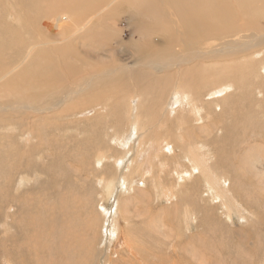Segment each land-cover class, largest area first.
Returning a JSON list of instances; mask_svg holds the SVG:
<instances>
[{"label": "rangeland", "instance_id": "374dc122", "mask_svg": "<svg viewBox=\"0 0 264 264\" xmlns=\"http://www.w3.org/2000/svg\"><path fill=\"white\" fill-rule=\"evenodd\" d=\"M4 1L0 0V34L20 31L19 35H24L21 37L25 41L44 39L46 33L52 36L57 28L59 31L54 35L61 41L70 33L71 21L82 23L108 3L111 6L98 17L93 16L90 27L77 39L71 38L65 41L66 43L63 42L64 44L60 43L66 48L70 47L66 50L67 57L65 56V63H68V66L60 68L62 76L80 63L89 68H93L90 67L93 64L95 68L94 70L86 67L87 71L82 73L85 79L84 85L86 82H92L89 90L83 91L75 99L76 102L74 100L64 102L65 105H61L58 109L60 112L56 113L62 115L51 120L55 123H64L60 129L59 126L54 130L55 126L46 125L48 115L40 117V123H33L26 118L30 113L21 105L19 98L1 100L0 104L9 107L0 108V143L7 152L29 157L38 167L33 173L13 171L10 181V171L6 172V167H0V171H5V175H8L0 176V183H3V180L11 182L10 188H0V264H264V72L262 73L264 45L239 50L240 53L235 50V47L245 44L243 41L241 44L237 43L239 40L237 37L245 39L248 43L254 36L261 34H255V30L252 29L245 31L246 28H241L233 33H227L229 36H235L230 41L222 40L224 36L219 35L207 37L208 40L205 42L212 43L209 45L211 50H215L219 42L223 43L218 46L221 53L215 54V57L198 59L195 53L199 52L188 54L182 50L179 58L177 56L173 58L170 67L156 65L147 68L143 63L152 58L154 51L164 46V34L178 35L171 23L174 10L170 11L168 6H165L167 8L165 12L162 8L163 0H89L87 2L67 0L68 3L63 0L64 5L62 0H44L40 4L44 10L46 7L51 8L50 11L58 8V12L67 11L69 16L71 13L70 20L62 18L64 21L61 19L58 24H55V18L50 17V14L47 16L43 9L41 14L37 12L36 7L33 8L34 6L29 8L25 0H17L18 4L14 0ZM37 2L38 0L35 1L36 4ZM46 3L49 4L45 6ZM8 4L11 6L9 7ZM13 4L23 10L24 17H17ZM62 6L63 8L65 6L66 10ZM62 12L60 14H63ZM38 14H41L39 20L36 17ZM26 17L34 19L31 20L32 26L26 22ZM248 20L250 19L239 18L238 22L243 23ZM261 24L264 26V20ZM38 27L40 30L43 27L41 30L43 32ZM52 27L54 30L51 32ZM178 37L187 40L185 34H179ZM152 41L153 44H150ZM143 44L148 45L144 47ZM232 44L234 46L231 49ZM177 48L181 49L180 46ZM70 50L73 57L69 53ZM78 53L85 58L82 62L76 59ZM201 54L200 52V56L203 57L204 54ZM191 55L193 57L191 64L183 61L178 65L183 58H191ZM2 57L6 60L5 56ZM253 61L255 66L247 64ZM231 62L232 68L229 66ZM213 65L217 66V70ZM256 65L262 77L247 76L246 73L251 72ZM194 66L207 70L212 66L215 69L210 68L212 73L214 71L213 75H210L213 81L207 78H204V81L196 73L197 71L189 75L188 71ZM6 67L7 69L3 72L0 70V73H17L15 66L6 65ZM145 68L149 70V82L136 81V77L140 76ZM95 74L96 77L92 78L91 76ZM224 74L231 76V78L228 76L230 80L226 78L227 76L224 78ZM114 77L122 79L109 80ZM77 78L75 74L72 77L67 76L64 81L67 84L65 89L70 85L76 87L79 82L74 80ZM97 80L105 84L107 89L94 91L97 88ZM123 80L125 83L121 82ZM198 80L204 83L201 81L199 84ZM210 81L214 82V89ZM257 83L263 90L257 88ZM6 85L10 88L5 87ZM0 86L7 93L11 86L20 85L5 81L0 82ZM183 86H188V90L182 95ZM55 88L57 87L49 86L45 89L41 99L46 97L48 90V98L50 97L48 100L60 101L58 100L60 97L55 96V93H58ZM204 91L205 93L202 94ZM135 92L138 96L142 93L140 98ZM3 95L0 91V96ZM195 95L199 99L196 97L198 102L195 101L196 104H193ZM173 99L177 102L175 103ZM185 104L188 106H184ZM13 105L18 107H11ZM167 105L171 107L168 108ZM196 105L199 107L195 108ZM63 107L66 108L63 110ZM138 110L144 121L139 125L140 127L136 123L140 124L141 121L137 116ZM172 110L175 112L173 113ZM192 110H196L197 115ZM177 111H179L178 115ZM143 114L147 118H144ZM130 117L131 119H128ZM145 120L149 121H146L147 126ZM202 121L204 124L200 123ZM133 125L140 129L142 126L143 131ZM36 126L39 137L35 135ZM192 126L195 127L194 130ZM94 127L99 130H95ZM133 128H136V131ZM210 128L212 130H209ZM207 134L211 135L207 136ZM26 137L29 143H25ZM8 143H12L9 149L6 148ZM47 144L52 147L47 148ZM203 151L210 155L207 157ZM152 155L158 156V159L155 160ZM198 156L199 159H203L199 160ZM26 161L24 158L23 163ZM205 161L207 162L204 163ZM3 162L8 163L6 159ZM212 170L215 176H212ZM124 175L128 179L122 178ZM157 176L160 179H157ZM55 181L61 183L62 187L59 189L61 194L57 192L55 186H52ZM144 181L146 185H143ZM65 182L66 184L62 185ZM157 182L164 183L163 190H156ZM212 186L214 189L211 188ZM221 193L225 197L220 196ZM60 195L68 197L66 200L69 205H74L76 210L79 209V217L72 216L69 211L66 214L71 218L75 217L74 220L79 227L77 235L81 243L77 247L75 246L77 237L72 236L71 241L67 237L64 245L60 244L61 253L55 249L56 247L58 249V245H54V250L50 247L56 242V232L52 224L47 223L51 213H57L52 208V201L58 200ZM223 199H226L225 202ZM185 210H187L186 215H184ZM88 220L90 222L86 223ZM118 221H121V224L118 225ZM84 238L87 241L84 242ZM132 242L139 245L135 250L137 258L131 257V253L127 250V243L133 245ZM62 248L67 252L64 253Z\"/></svg>", "mask_w": 264, "mask_h": 264}, {"label": "bare ground", "instance_id": "6f19581e", "mask_svg": "<svg viewBox=\"0 0 264 264\" xmlns=\"http://www.w3.org/2000/svg\"><path fill=\"white\" fill-rule=\"evenodd\" d=\"M2 1V0H1ZM6 1V0H5ZM4 1V2H5ZM23 1V0H22ZM21 1V2H22ZM26 1V4H27V6L30 8L31 6H34L33 8H35L36 7V9H37V12L39 11V13H41V11H42V9H43V6L42 5H40L42 2H44V0H38V2H37V4L35 3V1L36 0H25ZM45 1H47V0H45ZM59 1H61V0H59ZM67 1V0H66ZM65 1V2H66ZM87 1H89V0H86V2ZM7 2V1H6ZM14 2H16L17 3V0H14ZM18 2H20V1H18ZM50 2V1H49ZM62 3L64 2L63 0L61 1ZM23 3V2H22ZM67 3H68V1H67ZM82 3H84V2H82ZM1 4V3H0ZM10 4V3H9ZM8 4V5H9ZM18 4V3H17ZM16 4V5H17ZM36 4V5H35ZM49 4V3H48ZM47 3L45 4V6L46 5H48ZM85 4V3H84ZM161 4V3H160ZM7 5V4H6ZM62 5H64V3L62 4ZM68 5V4H67ZM66 5V6H67ZM11 5H9V7H10ZM25 6V5H24ZM52 6V5H51ZM85 6V5H84ZM111 6V4L110 3H108L106 6H104V7H102L100 10H98L96 13H95V15H93L94 16V18H96V17H98L99 15H101L102 13H105L104 11L106 10V9H108L109 7ZM165 6H168V9H170V11L173 9L174 11V13H173V16H172V20H171V23H172V25L174 26V28H175V30H176V34H178V35H176V36H174V35H170V34H167V35H165L164 33V46H162L161 48H159L157 51H154L155 52V54L152 56V58L150 59V60H148V62H144L143 64H144V66H147V68H148V66H152V67H154V66H156V65H164V68H166V67H170V65H172L173 63H171L172 62V60H173V58L174 57H178L180 54H182V50L184 51V53H192V52H194V51H196V52H199V53H195L196 54V56H197V58L199 59V58H213V57H215L214 55L215 54H217V53H219L220 52V48L218 47L219 45H220V43L221 42H219V44L217 45V48H215V50H211V47L209 46V45H211L212 43H208V42H205V41H207L208 39H207V37H215L216 35H219V36H224V38H221L222 40H228V41H230V40H233V38L235 37V36H229V35H227V33H233V31H237V30H239V29H241V28H246L245 29V31H250V29H252V30H255V34H261V35H258V36H254V38H252L248 43H246V40L245 39H242L241 37H237L239 40H237V43H239V44H241L242 43V41H243V43H245L244 45H240V46H238V47H235V50H246V49H251L252 47H258V45H260V44H263L264 45V26H263V24H261V21H263L264 20V0H217V1H214V0H163V6H162V8H163V10L165 11L167 8L165 7ZM13 7H14V12H15V14H17V17L19 18L20 16H23L24 17V14H23V10H21V8H19V7H17V6H15V4H13ZM26 7V6H25ZM38 7V8H37ZM53 7V6H52ZM68 7V6H67ZM88 7V6H87ZM32 8V9H33ZM55 8V7H54ZM62 8H63V6H62ZM61 8V9H62ZM69 8H70V3H69ZM51 9V8H50ZM50 9H48L47 7L45 8V10L43 9V11H45L46 12V15L47 16H49V14H50V17H54L55 18V24H58V21L59 22H61V19L63 18H67V20H70L69 18H70V16L72 17V15H71V13L69 12V10L70 9H68V12L70 13V16L68 15V13H67V11H66V13L64 12H62L63 14H60L61 12H58V8L56 9V10H54V9H52L51 11H50ZM63 9H65L66 10V8H65V6H64V8ZM84 9V8H83ZM87 9V8H86ZM11 10V9H10ZM64 10V11H65ZM233 10V11H232ZM26 11V10H25ZM27 11H29V10H27ZM49 11H50V13H49ZM74 11V10H73ZM35 12V11H34ZM166 12V11H165ZM164 12V13H165ZM8 13V12H7ZM28 13V12H27ZM27 13H25L26 15H28ZM36 13V12H35ZM109 13V12H108ZM155 13V12H154ZM4 14V13H3ZM31 14V13H30ZM42 14V13H41ZM41 14L39 15H37L36 17L38 18L39 16H41ZM14 15V14H13ZM36 15V14H35ZM30 16V15H29ZM47 16H46V18H47ZM92 16V17H93ZM105 16V15H104ZM121 16V15H120ZM31 17H33V16H31ZM92 17H90V19H87V20H85V21H83L82 23H79V22H81V21H79L78 23L76 22V21H71L70 22V25L69 24H66V23H68V22H66L65 23V25H69L70 26V33L68 34V36H67V38L66 37H64V38H62V40L60 41V40H58V39H56L55 38V32L56 31H59V30H57L56 28V31L54 32V34L52 35V36H50L48 33H46L45 35H46V38H44V39H38L37 40V38H36V40H34L33 39V41L31 40H28V41H25V40H23V36L24 35H19L20 33L19 32H16V31H14L15 33H6V34H0V70L3 72V71H5L6 69H7V67H6V65H8V66H15L16 67V69H17V73H0V78H3L2 80H0V82H5V81H12V82H14V83H16V84H19L20 86L19 87H14V86H11V89L6 93V91L2 88V86H0V91L1 92H3V97H1L0 96V103H2V98L3 99H5V98H12V99H15V98H19V100L22 102L21 103V105L24 107V108H26L27 109V111L30 113L29 114V116H27L26 118H28V119H30L33 123H40V117H43V116H46V115H48V121H47V123H46V125L47 126H55L54 127V130H56V128H57V126H59V129L61 128L60 126L62 125V124H64V123H55V122H53V121H51V120H53L54 118H56V117H60L61 115H62V113H61V115H58V114H56L59 110L58 109H60L59 107L61 106V105H65V103H67V100H69V101H75L76 102V98H78V96L80 95V94H82L83 93V91H88L89 90V87L91 86V84H92V82L91 83H88V82H86L85 83V85H84V82H85V79L83 78V75H82V73H84L85 71H87V68H89L88 66H83L82 65V63H80L79 64V66H74V69L73 70H71L70 71V65H69V71L70 72H66L67 74H65L64 75V73H63V76H62V68L63 67H65V68H67L66 67V65L68 64H66L65 62H66V57H67V55H66V50H68V48H70V47H68V48H66V46L64 47L63 46V42H65V41H68L69 39L71 40V38H75V39H77V37H79V36H81L82 34H83V32L84 31H86V29H88L90 26L89 25H91V23H92V20H93V18ZM169 17V16H168ZM85 18V17H84ZM88 18V17H87ZM108 18V17H107ZM158 18V17H157ZM239 18H243V19H250V20H248V21H244L243 23H239L238 22V19ZM62 19V20H63ZM72 19V18H71ZM160 19V18H159ZM166 19V18H165ZM169 19V18H168ZM31 20L33 21L34 19H32V18H29V17H26V22H28V24L29 25H31L32 26V24H31ZM37 20H39V18L37 19ZM36 20V21H37ZM35 21V22H36ZM64 21V20H63ZM25 22V23H26ZM41 22V21H40ZM46 22V21H45ZM48 22V21H47ZM50 22V21H49ZM168 22V21H167ZM14 23V22H13ZM25 23H24V25H25ZM51 23V22H50ZM17 24V23H16ZM39 24V23H38ZM43 24H44V22L42 23V25L41 26H43ZM63 24V23H62ZM102 24V23H101ZM108 24V23H107ZM110 24V23H109ZM37 25V24H36ZM60 25H61V23H60ZM112 25V24H111ZM45 26V25H44ZM47 26V25H46ZM88 26V27H87ZM33 27H36V26H33ZM87 27V28H86ZM23 28V27H22ZM39 28V27H38ZM46 28V27H45ZM53 28V29H52ZM51 28V32H52V30H54V27H52ZM67 28V27H66ZM104 28H105V26H104ZM42 29H43V27H42ZM41 29V30H42ZM47 29H49V28H47ZM61 29H63V28H60V30ZM8 30V29H7ZM10 30H12V28L10 29ZM14 30V29H13ZM19 30V29H18ZM17 30V31H18ZM39 30H40V28H39ZM40 30V31H41ZM109 30V29H108ZM111 30V29H110ZM3 31V30H2ZM22 31V30H21ZM25 31V30H24ZM33 31H34V29H33ZM68 31V30H67ZM88 31V30H87ZM4 32V31H3ZM2 32V33H3ZM31 32V31H30ZM41 32H43V31H41ZM40 32V33H41ZM153 32V31H152ZM159 32V31H158ZM163 32V31H162ZM50 33V32H49ZM58 33V32H57ZM66 33V32H65ZM161 33V32H160ZM33 34V33H32ZM63 34V33H62ZM179 34L180 35H182V34H185V35H187V40H184V38L182 37V38H179L178 36H179ZM29 35V34H28ZM35 35V34H34ZM33 35V36H34ZM48 35V36H47ZM108 36H110L109 34H107ZM239 35V34H238ZM244 35V34H243ZM22 36V37H21ZM57 36V35H56ZM59 36V35H58ZM29 37V36H28ZM31 38H32V36H30ZM88 37V36H87ZM100 38V37H99ZM111 38V37H110ZM177 38V39H176ZM25 39H27V38H25ZM74 39V40H75ZM84 42V41H83ZM205 42V43H204ZM60 43H63V44H61L60 45ZM66 43V42H65ZM85 44V43H84ZM88 44V43H87ZM90 44V43H89ZM150 44H153V41L150 43ZM150 44H149V46H150ZM221 44H223V43H221ZM235 44V43H234ZM234 44H232L231 45V49L233 48V46H234ZM83 45V44H82ZM103 45V44H102ZM105 45V44H104ZM144 45V47H146L148 44H143ZM153 46H155V45H153ZM168 46H170L169 48H168ZM178 46H180V50L177 48ZM196 46H197V49H195L196 48ZM77 47V46H76ZM105 47V46H104ZM107 47V46H106ZM177 49H176V48ZM186 47V48H185ZM93 48V47H92ZM150 48V47H149ZM82 49V48H81ZM78 50V49H77ZM223 51V50H222ZM83 52V51H82ZM81 52V53H82ZM200 52L202 53V54H204V56L203 57H201L200 56ZM69 53H71V50H70V52ZM75 53V52H74ZM221 53V52H220ZM228 53V52H227ZM232 53V52H231ZM238 53V52H237ZM239 53H240V51H239ZM73 53H71V57H73V55H72ZM85 54V53H84ZM201 54V55H202ZM225 54V53H224ZM2 55L3 56H5V58H6V60H4L3 59V57H2ZM85 55H87V56H90V54H85ZM194 55V54H193ZM228 55H229V53H228ZM66 56V57H65ZM212 56V57H211ZM64 57H65V59H64ZM183 57V56H182ZM181 57V58H182ZM179 58V57H178ZM192 55H191V58H189V57H185V58H183V60L182 61H180L179 63H178V65H181L182 64V62L183 61H186L187 63H189V64H191L193 61H191L192 60ZM195 58V57H194ZM75 59V58H74ZM76 59L77 60H80L81 62H82V60L83 59H85L84 58V56L83 55H81L80 53H78L77 54V56H76ZM70 60H71V58H70ZM111 60V59H110ZM117 60V59H116ZM174 61V60H173ZM178 61V60H177ZM245 61H247V60H245ZM116 62V61H115ZM191 62V63H190ZM207 62V61H206ZM213 62H215V61H213ZM218 62V61H217ZM235 62V61H234ZM75 63V62H74ZM198 63V62H197ZM212 63V62H211ZM211 63H209V64H211ZM236 63V62H235ZM234 63V64H235ZM246 63V62H245ZM64 64V65H63ZM71 64V63H70ZM76 64V63H75ZM85 64V63H84ZM91 64V63H90ZM89 64V65H90ZM97 64V63H96ZM95 64V65H96ZM207 64V63H206ZM209 64H207V65H209ZM212 64H214V63H212ZM215 64H217V63H215ZM237 64V63H236ZM247 64H249L250 66H255V62L253 61L251 64L249 63V62H247ZM98 65V64H97ZM96 65V66H97ZM199 65V64H198ZM239 65V64H238ZM68 66V65H67ZM91 66H93V68H89V69H94L95 70V68H94V65L93 64H91L90 65V67ZM215 65H213V67H214ZM223 66V65H222ZM229 66L232 68V66H233V64H232V62L229 64ZM263 66V65H262ZM75 67H77V68H75ZM87 67V68H86ZM117 67V66H116ZM158 68H159V66H157ZM204 68L206 67L205 65L203 66ZM212 66L211 67H209V69L207 70V69H204V68H202V67H200V66H197V67H192V68H190L191 70L190 71H188V74L189 75H193V73L192 72H194V71H197L196 73L199 75V77H201L203 80H204V78H207V79H210V80H212V78H210L212 75H213V73H214V71H213V73L211 72V70L212 69H214V68H216V67H214L213 68ZM61 68V69H60ZM97 68V67H96ZM100 68V67H99ZM109 68V67H108ZM107 68V69H108ZM115 68V67H114ZM125 68V67H124ZM147 68H145V70H143L141 73V77L138 75H136L137 77V79H136V81L138 80L139 82H143V80H145V81H148L149 82V79H148V73H149V70L147 69ZM162 68H163V66H162ZM207 68H208V66H207ZM210 68H212L211 70H210ZM106 69V70H107ZM110 69V68H109ZM65 70V69H64ZM67 70V69H66ZM65 70V71H66ZM115 70V69H114ZM166 70V69H165ZM179 70V69H178ZM187 70H188V68H187ZM215 70V69H214ZM216 70H217V68H216ZM260 69L258 68V66L256 65V68H254V69H252V71L251 72H249V73H246V75L247 76H254L255 78L256 77H259V75H260V71H259ZM262 70V69H261ZM112 73H113V71L112 70H110ZM156 71H157V69H156ZM155 71V72H156ZM174 71V70H173ZM101 72V71H100ZM111 72H109V74L111 73ZM177 73H178V71H176ZM180 72H181V70H180ZM207 72V73H206ZM244 72V71H243ZM264 72V69L262 70V73ZM30 73V74H29ZM136 73V72H135ZM156 73H159V72H156ZM216 73V72H215ZM228 73H229V70H228ZM232 73V72H231ZM73 74H75V75H77L78 76V78H77V80H74L75 82H79V84L78 83H75V84H78L76 87H72L71 85L69 86V88L68 89H65L66 88V82H64L65 81V78L68 76V77H72L73 76ZM195 74V73H194ZM217 74V73H216ZM96 75L97 74H95V75H93V76H91L92 78H94V77H96ZM115 75V74H114ZM113 75V76H114ZM211 75V76H210ZM241 75V74H240ZM101 76H105V74H101ZM227 76V74H224V78ZM229 76V75H228ZM228 76L226 77L227 79H228ZM261 76V75H260ZM62 77V78H61ZM187 77V76H186ZM191 77V76H190ZM262 77V76H261ZM58 78H59V80H60V78H61V80L59 81L58 80ZM119 77H114V78H110L109 80H111V79H113L114 81H116L115 79H117V80H119V79H122V78H119ZM183 78V77H182ZM200 78V79H201ZM229 78H231V76H229ZM245 78V77H244ZM75 79V78H74ZM123 79H125V78H123ZM185 78H183V80H184ZM197 79H199L198 77H197ZM215 80V79H214ZM228 80H230V79H228ZM227 80V81H228ZM234 80V79H233ZM88 81V80H87ZM185 81H186V79H185ZM202 81V80H201ZM201 81L199 82V80H198V83L199 84H201ZM205 81V80H204ZM213 81V80H212ZM212 81H210V83L213 85V83H212ZM225 81V80H224ZM120 82V81H119ZM121 82H123V83H125V80H123V81H121ZM162 82V81H161ZM193 82H195V80L193 81ZM216 82V81H215ZM234 82V81H233ZM72 83V82H71ZM151 83V82H150ZM197 83V84H198ZM202 83H204L203 81H202ZM209 83V84H210ZM136 84V83H135ZM178 84V83H177ZM183 84H184V82H183ZM207 84V83H206ZM258 84V83H257ZM260 84H261V82H260ZM121 85H125V84H121ZM162 85H164L163 83H162ZM161 85V86H162ZM175 85V84H174ZM188 85V84H187ZM215 85H216V83H215ZM219 85V84H218ZM49 86H54V87H57V88H55L54 90L55 91H57L58 93H55L56 95V97H60L58 100H60V101H56V102H51V100H48L49 98H48V96H49V93H48V90H47V95H45L44 97L45 98H42L41 99V96H42V93H43V91L45 90V89H47V88H49ZM96 86H97V88L94 90V91H97V89L98 90H100L101 89V91H103L104 89H107L106 88V86H105V84H102L100 81H98L97 80V83H96ZM130 86V85H129ZM5 87H7V88H10V86L9 85H6ZM61 87H63V88H61ZM118 87V86H117ZM119 87H120V84H119ZM118 87V88H119ZM163 87V86H162ZM165 87V86H164ZM167 87V86H166ZM178 87H179V85H178ZM204 87V86H203ZM203 87H201V88H203ZM206 87V86H205ZM258 87H260L261 88V86H259V84L257 85V88ZM181 88V87H180ZM179 88V90H181ZM188 88V86H183L182 87V90H181V94L183 95V94H185L186 93V91L188 90L187 89ZM210 88L212 89V86H210ZM209 88V89H210ZM215 88H216V86H215ZM217 88H219V87H217ZM163 89V88H162ZM198 89V88H197ZM204 89V88H203ZM213 89H214V85H213ZM230 89V88H229ZM251 89V88H250ZM262 89V88H261ZM114 90V89H113ZM170 90H172V89H170ZM169 90V92H171L172 93V91H170ZM178 90V91H179ZM191 90V89H190ZM263 90V89H262ZM261 90V91H262ZM116 91V90H115ZM134 91V90H133ZM157 91L158 90H156V93H157ZM174 91V90H173ZM210 91H212V90H210ZM209 91V92H210ZM251 91V90H250ZM65 92H67L66 94H65ZM143 92V91H142ZM147 92H149V91H147ZM165 92V91H164ZM163 92V93H164ZM175 92V91H174ZM176 92H177V89H176ZM220 92V91H219ZM224 92V91H223ZM133 93V92H132ZM198 93V92H197ZM205 93V91L202 93V94H204ZM211 93V92H210ZM230 93V92H229ZM65 94V95H64ZM142 94V93H141ZM140 94V95H141ZM165 94V93H164ZM219 94V93H218ZM89 95V94H88ZM94 95H95V93H94ZM132 95V94H131ZM135 95H136V92H135ZM140 95L138 96V94L136 95V96H138L139 98H140ZM151 95V94H150ZM191 95V94H190ZM200 98L202 99V96H201V92H200ZM198 95V96H199ZM222 95H224V94H221V96ZM146 96V94L144 95V97ZM149 96V95H148ZM154 96V95H153ZM189 95H187V97H188ZM214 97H215V95H213ZM81 97V96H80ZM170 97V96H169ZM190 97V96H189ZM188 97V98H189ZM197 95H195V99L193 100L194 101V103H193V101H192V103L193 104H196L195 103V101H197V98L199 99V97H197ZM204 97V96H203ZM218 97H220V96H218ZM226 97H227V95H226ZM225 97V98H226ZM74 98V99H73ZM164 98V97H163ZM179 97L177 96L176 97V99H178ZM188 98H186V99H188ZM191 98V97H190ZM213 98V97H212ZM143 99V98H142ZM146 99V98H145ZM165 99V98H164ZM168 99H170V98H168ZM172 99V98H171ZM79 100V99H78ZM85 100V99H84ZM84 100H83V103H84ZM99 101H100V99H98ZM137 100V99H136ZM174 101H175V99H173ZM185 100V99H184ZM184 100H183V102H184ZM190 100V99H189ZM222 100V99H221ZM228 100V99H227ZM80 101H81V99H80ZM89 101H90V99H89ZM98 101V102H99ZM135 101V100H134ZM139 101H141V99L139 100ZM203 102H204V100H202ZM213 101V100H212ZM224 101V100H223ZM65 102V103H64ZM78 102V101H77ZM87 102H88V100H87ZM91 102V101H90ZM89 102V103H90ZM125 102V101H124ZM177 101H175V103H176ZM198 102V101H197ZM202 102V103H203ZM226 102V101H225ZM96 103V102H95ZM142 103H143V101H142ZM153 103V102H152ZM151 103V104H152ZM154 103H155V100H154ZM153 103V104H154ZM159 103V102H158ZM157 103V104H158ZM170 103V102H169ZM172 103V102H171ZM179 103V102H178ZM191 103V104H192ZM214 103V102H213ZM216 103V102H215ZM69 104H70V102H69ZM88 104V103H87ZM139 104H141V103H139ZM156 104V105H157ZM163 104V103H162ZM173 104V103H172ZM189 105H190V102L188 103ZM192 104V105H193ZM207 104H209V102L207 103ZM211 104V103H210ZM217 104V103H216ZM221 104V103H220ZM135 106H136V104H134ZM143 105V104H142ZM141 105V106H142ZM169 105V104H168ZM167 105V106H168ZM72 106V105H71ZM131 106V105H130ZM129 106V107H130ZM137 106H138V103H137ZM136 106V107H137ZM161 106V105H160ZM177 106V105H176ZM184 106H188V105H184ZM201 106H202V104H201ZM210 106V105H209ZM7 107H9V106H6V105H3V104H0V108H7ZM11 107H13V108H16V107H18V106H16V105H13V106H11ZM21 107V106H20ZM66 107H67V105H66ZM66 107H63V110H64V108H66ZM73 107V106H72ZM129 107H128V109H129ZM132 107V106H131ZM135 107V108H136ZM154 107V106H153ZM164 107H165V105H164ZM170 107H171V105H170ZM169 106H168V108H170ZM175 107V106H174ZM173 107V108H174ZM196 107H199V105H196L195 106V108ZM203 107V106H202ZM201 107V110L203 109ZM212 107V106H211ZM51 108H53V109H51ZM178 108H179V106L177 107V110H178ZM186 108V107H185ZM229 108V107H228ZM62 109V108H61ZM68 109V108H67ZM73 109V108H72ZM134 109V108H133ZM133 109H131V111L133 110ZM141 109V108H140ZM143 109H144V107H143ZM154 109H156V108H154ZM158 109H160V108H158ZM187 109V108H186ZM62 110V111H63ZM130 110V109H129ZM136 110V109H135ZM182 110H183V108H182ZM201 110H199L200 112H201ZM204 110H206V109H204ZM222 110V109H221ZM67 111H69V110H67ZM114 111V110H113ZM119 111V110H118ZM134 111V110H133ZM149 111V110H148ZM147 111V112H148ZM168 111V110H167ZM170 111V110H169ZM184 111V110H183ZM190 111V110H189ZM193 111V110H192ZM196 111V110H195ZM195 111H193L194 112V114H196L195 113ZM207 111V110H206ZM210 111H213V110H210ZM220 111V110H219ZM52 112H53V114H52ZM60 112V111H59ZM98 112V111H97ZM115 112V111H114ZM113 112V113H114ZM138 114H137V112H135L136 114H137V116L138 117H140V110H138ZM143 112V111H142ZM152 112V111H151ZM172 112L174 113L175 111H173L172 110ZM178 112L179 111H177V115H178ZM188 112V111H187ZM186 112V113H187ZM193 112H191V113H193ZM199 112V113H200ZM221 112V111H220ZM100 113V112H99ZM133 113V112H132ZM134 113V114H135ZM170 113V112H169ZM190 113V112H189ZM207 113V112H206ZM205 113V114H206ZM101 114V113H100ZM127 114V113H126ZM176 114V113H175ZM204 114V113H203ZM214 114V113H213ZM216 114V113H215ZM118 114H116V116H117ZM129 115V114H128ZM142 115V114H141ZM155 115V114H154ZM173 115V114H172ZM197 115V114H196ZM209 115V114H208ZM64 116V115H63ZM100 116V115H99ZM115 116V115H114ZM119 116H120V114H119ZM136 116V117H137ZM146 116V115H145ZM144 116V114H143V117L144 118H147V116L145 117ZM161 116V115H160ZM169 116H171V115H169ZM190 116V115H189ZM199 116H200V114H199ZM201 116H202V113H201ZM211 116V115H210ZM210 116H208V117H210ZM216 116V115H215ZM122 117V116H121ZM120 117V118H121ZM138 117H137V120H139L138 119ZM153 117V116H152ZM154 117H156V116H154ZM162 117H163V115H162ZM174 117V116H173ZM175 117H178V116H175ZM180 117H182V115H180ZM179 117V118H180ZM198 117V116H197ZM212 117V116H211ZM117 118H118V116H117ZM124 118V117H123ZM171 118V117H170ZM201 118V117H200ZM207 118V117H206ZM214 118V117H213ZM125 119V118H124ZM128 119H131V117L130 118H128ZM156 119H158V118H156ZM185 119H187V118H185ZM191 119H192V117H191ZM56 120V119H55ZM120 120V119H119ZM137 120H135V121H137ZM141 120V121H140ZM140 124L138 123V122H136L137 124H138V126L139 125H141V123H142V119H141V117H140ZM160 121L162 120V119H159ZM190 120V119H189ZM194 120V119H193ZM201 120H202V118H201ZM200 120V121H201ZM205 120V119H204ZM211 120V119H210ZM215 120V119H214ZM60 121V120H59ZM62 121V120H61ZM60 121V122H61ZM131 121V120H130ZM129 121V122H130ZM149 122L148 120H145V125L147 126V122ZM181 121V120H180ZM187 121V120H186ZM185 121V122H186ZM197 121H199V120H197ZM213 121V120H212ZM122 122V121H121ZM144 122V121H143ZM150 122H151V118H150ZM182 122H184V121H182ZM181 122V123H182ZM188 122V121H187ZM191 122V121H190ZM205 122V121H204ZM208 123H209V120L207 121ZM214 122V121H213ZM131 123V122H130ZM147 123V124H146ZM155 123V122H154ZM189 123V122H188ZM200 123H203V121L202 122H200ZM132 124H133V122H132ZM144 124V123H143ZM168 124V123H167ZM166 123H165V125H167ZM172 124V123H171ZM189 124H191V123H189ZM188 124V125H189ZM192 124H194L193 122H192ZM204 124V123H203ZM207 124V123H206ZM212 124V123H211ZM40 125V124H39ZM96 125V124H95ZM100 125V124H99ZM115 125V124H114ZM120 125V124H119ZM157 125V124H156ZM160 125V124H159ZM170 125V124H169ZM133 126H136V125H133ZM138 126H136V128L138 127ZM149 126V125H148ZM179 126V125H178ZM184 126V125H183ZM211 126V125H210ZM261 126V125H260ZM264 126V125H263ZM118 127V126H117ZM130 127H132V126H130ZM140 127V126H139ZM138 127V128H139ZM157 127H159V126H157ZM164 127V126H163ZM187 128H188V126H186ZM199 127V126H198ZM201 127V126H200ZM202 127H203V125H202ZM37 126L34 128V131H35V135H37V137H39V135H38V132H37ZM109 128V127H108ZM136 128H133V129H135V131H136ZM141 128L142 129H140V130H142L143 131V127L141 126ZM145 128V127H144ZM162 128V127H161ZM161 128H159V130H161ZM191 128H193V130H194V126H192ZM208 128V127H207ZM29 129V128H28ZM94 129L95 130H99V129H96L95 127H94ZM112 129V128H111ZM178 129H179V127H178ZM190 129V128H189ZM203 129V128H202ZM93 130V129H92ZM116 130H117V128H116ZM130 130V129H129ZM128 130V131H129ZM138 130V129H137ZM139 130V131H140ZM145 130H147V128H145ZM209 130H212L211 128L209 129ZM260 130V129H259ZM185 131H187V130H185ZM133 132V131H132ZM146 132V131H145ZM191 133H192V131H190ZM210 132V131H209ZM261 132V131H260ZM113 133V132H112ZM118 133V132H117ZM136 133V132H135ZM139 133V132H138ZM148 133V132H147ZM150 133V132H149ZM252 133H255V132H252ZM125 135V134H124ZM123 135V136H124ZM142 135V134H141ZM185 135V134H184ZM183 135V136H184ZM209 135H211V134H209ZM208 134H207V136H209ZM256 135V134H255ZM127 136V135H126ZM146 136H148V135H146ZM161 136V135H160ZM123 138V137H122ZM138 138V137H137ZM154 138V137H153ZM186 138V137H185ZM210 138V137H209ZM155 139V138H154ZM164 139V138H163ZM186 139H188V138H186ZM190 139H192V136H191V138ZM207 139V138H206ZM152 140V139H151ZM156 140H158V139H156ZM127 142H130V141H128V140H126ZM166 141V140H165ZM193 141V140H192ZM203 141V140H202ZM210 141V140H209ZM158 142H159V140H158ZM170 142V141H169ZM25 143H29V139H28V137H26L25 138ZM187 143V142H186ZM189 143V142H188ZM201 144L203 143V142H200ZM89 144V143H88ZM122 144V143H121ZM125 144H127V143H125ZM205 144V143H204ZM207 144V143H206ZM90 145V144H89ZM170 145V144H169ZM12 146V143H8V146H6V148H10ZM38 146V145H37ZM194 146H195V144H194ZM204 146V145H203ZM47 148H49V147H52V145H48L47 144V146H46ZM45 147V148H46ZM125 147V146H124ZM162 147V146H161ZM201 147V146H200ZM205 147V146H204ZM89 148V147H88ZM202 149H203V147H201ZM91 149V148H90ZM164 149H166V148H164ZM88 150V149H87ZM97 151H98V149H96ZM101 150V149H100ZM209 150V149H208ZM51 151V150H50ZM202 151V150H201ZM156 152V151H155ZM175 152V151H174ZM188 153H189V151H187ZM203 152H205V151H203ZM202 152V153H203ZM52 153H54V152H52ZM206 153V152H205ZM185 154V153H184ZM199 154H201L200 152H199ZM50 155V154H49ZM52 155V154H51ZM104 155V154H103ZM203 155V154H202ZM201 155V156H202ZM208 154L206 153V156H207ZM210 155V154H209ZM208 155V156H209ZM46 156V155H45ZM153 156V158L155 159V160H157L158 159V156H154V155H152ZM186 156H188L187 155V153H186ZM207 156V157H208ZM102 157V156H101ZM192 157V156H191ZM24 158L27 160L26 161V163H23V160H24ZM153 158H152V160H153ZM2 159H3V161H4V159H6L7 161H8V163H5V162H3L2 161ZM23 159V160H22ZM198 159H199V156H198ZM203 158H201V159H199V160H202ZM21 160H22V162H21ZM36 160L38 161V159L36 158ZM205 160V159H204ZM196 162L197 161H195V164H196ZM207 161H205L204 163H206ZM204 163H202V164H204ZM42 163H40V165H41ZM198 164V163H197ZM200 164V163H199ZM202 164H200V165H202ZM207 165H208V168H209V164L207 163ZM217 165V164H216ZM139 166H140V163H139ZM205 166V165H204ZM0 167H6L7 168V170H6V172L7 171H10V174H9V181H10V176L13 174V171H17V173L18 172H20V173H24V171H26V172H30V173H33L34 171H36L37 169V164H35V162L34 161H31L30 160V158L29 157H25V156H20V155H17V154H15V153H9V152H7L6 150H5V148H4V146L0 143ZM44 167V166H43ZM198 167V166H197ZM183 168V167H182ZM181 169V168H180ZM197 169V168H196ZM201 169V168H200ZM178 170V169H177ZM199 170V169H198ZM205 170V169H204ZM206 170H208V169H206ZM211 170V169H210ZM176 171V170H175ZM179 171V170H178ZM183 171V170H182ZM42 172H44V171H42ZM163 172V170H161L160 171V173H162ZM177 172V171H176ZM204 172V171H203ZM29 173V174H30ZM159 173V174H160ZM181 173H183V172H181ZM180 173V174H181ZM207 173H210V172H207ZM15 174V173H14ZM25 174V173H24ZM175 174V173H174ZM203 174V173H202ZM5 175V171H0V176H4ZM7 175V174H6ZM5 175V176H6ZM127 175V174H126ZM126 175H124L122 178H124V179H128V177L126 178L125 176ZM136 175H138V172L136 173ZM214 174H213V170H212V176H213ZM8 176V175H7ZM178 176H179V174H178ZM183 176V175H182ZM209 176V175H208ZM215 176V175H214ZM218 176V175H217ZM263 176V175H262ZM136 179V178H135ZM157 179H160V177L159 176H157ZM207 179H208V177H207ZM155 180V179H154ZM164 180V179H163ZM53 181V180H52ZM130 182H131V180H130ZM262 182V181H261ZM55 183V184H54ZM158 183V182H157ZM11 185V182H8L7 180H3V183L1 182L0 183V188L2 189V188H10V185ZM64 184H66V182L65 183H63L62 185H64ZM154 184V183H153ZM143 185H146V183H145V181H144V184ZM217 185H220V184H217ZM52 186H55V189L57 190V192H59V189H60V187H62L61 186V183H56V181L55 182H53V185ZM209 186H211L210 184H209ZM138 188V187H137ZM141 187H139L138 189H140ZM211 188H213V186L211 187ZM218 188V187H217ZM222 188V187H221ZM224 188V187H223ZM143 189V188H142ZM164 189V183H158V185L156 186V190L157 191H159V190H163ZM214 189V188H213ZM226 189V188H225ZM6 190V189H5ZM134 190H136V189H134ZM72 192V191H71ZM70 192V193H71ZM209 192H211V191H209ZM60 193V192H59ZM70 193H69V195H70ZM61 194V193H60ZM72 194V193H71ZM159 194V193H158ZM171 194V193H170ZM228 194H229V192H228ZM5 195V194H4ZM42 195H43V193H42ZM45 195V194H44ZM63 195V194H62ZM160 195H162V194H160ZM172 196H173V194H171ZM220 195V194H219ZM218 195V196H219ZM222 195H224V194H222L221 193V195L220 196H222ZM67 196V194L65 195V197ZM167 196V195H166ZM217 196V195H216ZM233 196H235V195H233ZM5 197V196H4ZM64 196L62 197L61 195H60V197H59V199L57 200V199H55V201H52V208H54V210H56L57 211V213H53L52 211V213H51V216H50V220H49V222H47L48 224H52V228H54L55 229V232H56V242L55 241H53V242H55V243H53V245H50V243H49V245H50V247L54 250V245L56 244V245H58V249H57V247L55 248L56 250H58L57 252H59V253H61V246L62 245H64V240L68 237L69 239H70V241H71V237L72 236H75V237H77V239H76V244H75V246H77L78 247V245H79V243H80V239H79V237H78V235H77V232H79V227H78V225H77V223H76V220H74L75 219V217L73 218H71L68 214H66L68 211H69V213L73 216V215H76V216H80V213H79V209H77L76 210V208L74 207V205H69L70 203H68V201L66 200V199H68V197L67 198H65ZM169 197V196H168ZM224 197H225V195H224ZM224 197H222V198H224ZM150 198H152V197H150ZM219 198V197H218ZM229 198H230V195H229ZM23 199V198H22ZM254 199V198H253ZM66 200V201H65ZM71 200H73V199H71ZM151 200V199H150ZM224 200H226V199H223V202H225ZM234 201V200H233ZM229 202V201H228ZM231 202V201H230ZM236 202L238 203V201L236 200ZM249 202V201H248ZM57 203V204H56ZM250 203V202H249ZM230 204V203H229ZM241 204V203H240ZM32 205V204H31ZM211 205V204H210ZM224 205V204H223ZM253 205V204H252ZM24 206H26V205H24ZM231 206V205H230ZM237 206V205H236ZM240 206V205H239ZM242 206V205H241ZM69 207H72V208H69ZM48 208V207H47ZM228 209V208H227ZM249 210V209H248ZM229 211V210H228ZM257 212V211H256ZM28 213V212H27ZM41 213V212H40ZM188 213H189V211H188ZM187 214V210H185V214L184 215H186ZM40 215V214H39ZM206 215V214H205ZM26 216V215H25ZM41 216V215H40ZM22 217V216H21ZM27 217V216H26ZM90 222V220H88L86 223H89ZM121 221H118V225L119 224H121L120 223ZM42 223L44 224V221H42ZM41 225V224H40ZM49 226V225H48ZM114 226H116V224H114ZM45 227V226H44ZM43 227V228H44ZM49 227H51V226H49ZM61 227H62V229H61ZM88 228H89V225H88ZM118 228H119V230H120V226H118ZM42 230V229H41ZM20 232V231H19ZM52 232V231H51ZM26 233V232H25ZM24 233V234H25ZM46 233V232H45ZM29 238H31V237H29ZM29 240V239H28ZM43 240V239H42ZM85 241H87V240H85V238H84V242ZM82 242V241H81ZM41 243V242H40ZM25 244H26V242H25ZM60 244H61V246H60ZM66 244V243H65ZM132 244L133 245H130L129 243H127V250H129V252L131 253L130 255H132L131 257H135V258H137L136 257V254H137V252L135 251L137 248H139V245H138V243H133L132 242ZM27 245V244H26ZM80 245H81V243H80ZM117 245V244H116ZM29 246V245H28ZM27 246V247H28ZM74 247V246H73ZM64 248H66L65 246H64ZM62 250H63V248H62ZM64 251V253H66L67 251H65V250H63ZM56 252V251H55ZM56 252V253H57ZM69 252H72V251H69ZM78 252V251H77ZM73 253H75V252H73ZM58 254V253H57ZM56 254V255H57ZM71 254V253H70ZM82 256V255H81ZM144 256V255H143ZM60 257V256H59ZM79 257V256H78ZM73 258V257H72ZM55 259V258H54ZM53 262H54V260H53ZM55 263V262H54ZM5 264V263H4ZM57 264V263H56Z\"/></svg>", "mask_w": 264, "mask_h": 264}]
</instances>
